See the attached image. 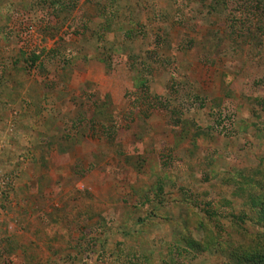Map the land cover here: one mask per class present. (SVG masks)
<instances>
[{
	"label": "rangeland",
	"instance_id": "obj_1",
	"mask_svg": "<svg viewBox=\"0 0 264 264\" xmlns=\"http://www.w3.org/2000/svg\"><path fill=\"white\" fill-rule=\"evenodd\" d=\"M249 256L264 0H0V264Z\"/></svg>",
	"mask_w": 264,
	"mask_h": 264
},
{
	"label": "trees",
	"instance_id": "obj_2",
	"mask_svg": "<svg viewBox=\"0 0 264 264\" xmlns=\"http://www.w3.org/2000/svg\"><path fill=\"white\" fill-rule=\"evenodd\" d=\"M242 264H264V261L256 258L255 256L254 257L249 256L248 258L243 259Z\"/></svg>",
	"mask_w": 264,
	"mask_h": 264
}]
</instances>
